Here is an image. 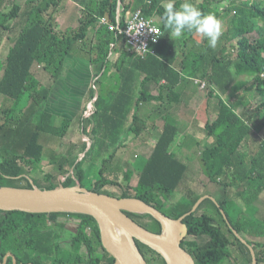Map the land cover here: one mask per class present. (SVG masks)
<instances>
[{
    "label": "trees",
    "instance_id": "trees-1",
    "mask_svg": "<svg viewBox=\"0 0 264 264\" xmlns=\"http://www.w3.org/2000/svg\"><path fill=\"white\" fill-rule=\"evenodd\" d=\"M63 1L30 0L24 12L18 6L9 13L0 11V45L7 32L14 31L10 24L18 17L25 19L24 28L9 38L12 48L8 59L4 63L0 61V72H3L0 95L5 100L0 108L3 116L0 119V186L32 188L34 184L41 190H54L60 185L59 178H66L64 187H76L77 182L83 187L89 164L101 163V179L91 191L141 199L173 219L191 212L202 197L213 198L205 199L184 220L189 236L182 246L196 264H254L252 249L257 264H264V216H259L257 206L264 191V0H190L204 14H214L222 26L227 14L234 13L240 18L239 24L233 19L234 24L225 34L228 41L236 42L235 56L220 46L223 34L215 47L209 46L207 38L199 43L196 40L199 33L195 31H185L178 38L172 36L163 19L168 0H73L86 9L82 11L79 27L56 31L54 17ZM223 1H229V7L222 11L216 8V3ZM183 2L174 0L176 8ZM138 10L154 17L163 30L159 44L154 46L156 54L140 58L122 48L119 61H125V67L120 62L117 70L124 84L105 96L103 73L109 67L111 45L119 41L124 44V41L100 22L107 19L116 24L119 17L124 23L128 12ZM98 29L100 34L87 41ZM77 52L97 70L90 93L91 100L97 96L95 111L90 118H84V92L66 94L67 108L59 119L54 110L57 100L54 88L65 79H75L65 74L68 59ZM35 66L50 76V84L37 81L33 74ZM82 72L84 81L74 80L71 86L87 88L89 80ZM138 72H143L147 81L166 82L158 97L145 90L137 96L139 86L131 85V78L135 80ZM189 79L214 86L223 106L220 119L205 126L206 135L213 142L203 146L199 162L211 188L207 190L203 184L202 192L197 189L199 184L194 188L184 184L189 168L177 158L175 146L185 127L168 119L178 108L171 110L173 92ZM152 102L157 104L154 113L167 110V116L163 115L165 125L150 157L143 163L139 161L136 168L128 169L125 174L126 181L131 183L137 173V185L125 187L118 177L107 178L105 171L120 156L123 132H132L138 137L145 133L147 123L140 119L144 109L141 104ZM74 122L83 125L84 135L92 141L91 147L85 152L88 145L84 141L74 154L59 160L54 153L49 154L44 140L51 136L60 142ZM81 154L85 156L79 161ZM45 157L57 167V172L45 173L40 169ZM35 170L43 175L39 180L32 176ZM107 186L118 190V195L105 192L103 189ZM127 214L146 229L161 233L162 226L153 217ZM70 222L78 228L71 246L65 247L63 233ZM0 241V264L9 254L16 257V264H116L103 248L98 223L85 214L1 212ZM137 245L148 263V253H152L158 264H166L149 247L139 241ZM7 264H14L12 257H8Z\"/></svg>",
    "mask_w": 264,
    "mask_h": 264
},
{
    "label": "crops",
    "instance_id": "crops-1",
    "mask_svg": "<svg viewBox=\"0 0 264 264\" xmlns=\"http://www.w3.org/2000/svg\"><path fill=\"white\" fill-rule=\"evenodd\" d=\"M9 5L11 8L18 6L25 11V7L27 4H24L23 2H19L17 0H0V11L1 7L3 5ZM12 10V9H11ZM85 7L79 5L78 3L74 2L73 0H64L60 7L58 8L56 15H55V21L57 23V27L62 30L66 31L68 29H77L81 23V19L83 18L82 11H85ZM5 12V11H4ZM10 12V10H9ZM7 12V13H9ZM25 19L22 17H18V19L14 20L12 24H10L11 28L14 29L13 32H7V35L4 36L2 44L0 45V50L5 43L6 45L10 44L9 38L10 36H13L17 34V32L21 31L25 26ZM100 32V29H98L95 34H90L87 39H92L94 36L97 37ZM206 39V38H203ZM196 40L201 43L202 40L198 39V35L196 36ZM11 45V44H10ZM115 50L112 51L111 56H109L108 61L109 67L105 70L103 73V92L105 96L111 95L115 93L118 89H120L121 83L124 84V80L120 79V72L117 70L118 64H120L121 61H119L122 58V48H125L126 46L123 44V42L119 41L118 43L114 44ZM12 48V47H11ZM11 48H9V54L11 52ZM131 67H133V63L130 62ZM125 61L121 62L122 67H125ZM76 71H80L81 75L83 76L84 71L87 75V78L89 80V85L87 86H81V89L77 88L76 86H56V90L54 91L56 101H55V112L57 113L56 116L61 119L60 116L64 114V110L67 108V100L65 99L66 94H76V93H83L84 97L82 99V109L84 102L87 99V96H90L91 93V83L94 81V76L96 75V67L92 66V64H88L86 60L82 59L80 54L75 53L74 56L70 57L66 64V74L65 75H73L76 79L75 81H81L84 79H80L76 75ZM3 72H0V75L2 77ZM33 74L36 79L40 81L42 77L43 80L46 78V75H48L46 72H44L39 66H35L33 69ZM107 74V75H106ZM107 76V77H106ZM0 77V79H1ZM48 83H51L50 76H47ZM146 75L143 74V72H138V77L135 78V80H132L131 78V85L139 86V90H137V96L139 95L141 90H145L149 92L152 96L158 97L160 93V89L162 86L166 84L165 81H162L161 84H157L156 82L147 81L145 80ZM43 80L39 83L44 84ZM143 80L144 83H143ZM46 82V81H45ZM80 83V82H77ZM44 84V85H46ZM86 88V89H85ZM60 95V99L58 97ZM218 91L214 86L210 85L209 90H204L200 88L195 83V79H189L188 83H185L184 85H181L177 88L176 91L173 92L171 101L173 103L171 110H173V107L177 108V112L173 111L172 117H169L170 122H175L177 124L183 123L185 127V132L180 136L177 145L175 146V151L177 152V158L183 162L187 167L189 168L188 173L185 177L184 183H189L190 188H194L197 186L198 183H195V179L198 181L200 178H195L197 174L202 173L203 170L201 168L199 157L201 155L203 146L207 143L213 142L212 138H209L206 135L205 132V126L207 123H214L218 121L221 117L222 113V105L220 101L218 100ZM54 96V95H53ZM143 104V103H142ZM141 107H144L140 114V119L143 122L147 123V128L145 133H143L141 136H136L132 132H123L121 135V139L123 140V149L120 153V156L116 159L115 163L112 165L113 167L124 165L126 164L128 169L133 170L136 168L139 164L140 156H144V158H149L152 154L155 145L157 144L158 140L160 139V136L162 134L165 122L163 120V115L167 116V110L161 114L159 112L154 113L156 110V102L152 103H146L145 105H142ZM170 106V105H169ZM170 109V107H169ZM60 115V116H59ZM60 120H57V123H59ZM80 126L81 123L74 122L72 123L68 134L64 139H62L60 142L57 143V146H55L54 155L57 159L61 160V158L68 157L70 154H74L76 152V149L80 147V144L77 143L76 138L78 135H80ZM82 129V126H81ZM84 138V136H83ZM49 154L52 153V148L48 147ZM84 154L80 155V160L82 159V156ZM43 164L53 167L49 163L48 157H45ZM127 169V170H128ZM57 172V171H55ZM127 172V171H126ZM126 174V173H125ZM110 176L118 177L117 173H110ZM138 177V174L135 175ZM192 176V178H191ZM136 181V185H137ZM124 185V183H122ZM135 185V186H136ZM155 233V232H154Z\"/></svg>",
    "mask_w": 264,
    "mask_h": 264
},
{
    "label": "water",
    "instance_id": "water-1",
    "mask_svg": "<svg viewBox=\"0 0 264 264\" xmlns=\"http://www.w3.org/2000/svg\"><path fill=\"white\" fill-rule=\"evenodd\" d=\"M207 198L212 197H202L191 212L180 219H173L141 199L100 194L86 190L80 184L66 188L60 183L54 190H41L34 184L32 188L0 186V213L69 212L89 215L98 223L103 248L116 260V264H148L137 245L138 241L159 254L166 264H172V260L176 264H196L193 256L182 246L189 236V228L184 220L194 214ZM127 212L153 217L161 224L162 232L157 234L146 229ZM234 233L247 244L236 231ZM252 254L254 264H257L253 249ZM8 257H12L16 264L13 254H9L3 264H7Z\"/></svg>",
    "mask_w": 264,
    "mask_h": 264
},
{
    "label": "rangeland",
    "instance_id": "rangeland-1",
    "mask_svg": "<svg viewBox=\"0 0 264 264\" xmlns=\"http://www.w3.org/2000/svg\"><path fill=\"white\" fill-rule=\"evenodd\" d=\"M257 1H261V0H257ZM229 7V1H223L222 3H216V8H218V9H220V10H225V9H227ZM12 8L9 6V5H3L2 7H1V10L2 11H5L6 13L7 12H9V10H11ZM233 19H235V22H238L237 24H239L240 23V18L235 14L234 15V13H231V14H227L226 15V17H225V22L223 23V26H222V34H223V37H222V42L220 43V46L221 47H226L227 48V50H228V52L232 55V56H235L236 55V52H237V50H236V47H234V46H236V42L235 41H228L226 38H225V34H227V31H228V29L232 26V24H234L233 23ZM59 31L60 29L58 28V27H56V31ZM60 31H62V30H60ZM203 38H205V37H203L201 34H198V39L199 40H202V42H204V40L205 39H203ZM90 39H87V41H89ZM9 48H11V45L10 44H8V45H6L5 43H3V45H2V47H1V50H0V61L1 62H6V60L8 59V57H9ZM115 50V49H114ZM76 75H77V77H79L80 79H82V76H79V75H81V73H80V71H76ZM47 76L48 75H46V78L43 80V78L45 77V75H44V77H42L41 79H40V81L37 79V81L38 82H41L42 80H43V83L44 84H46V83H48V78H47ZM0 77H1V75H0ZM76 79V78H75ZM46 81V82H45ZM72 82L74 83V80H73V78H68V79H65L64 80V82L63 83H61V84H57L56 86H71V84H72ZM81 82H83V80H81ZM95 82V79H94V81L91 83V86H93V83ZM76 84H78V86H81V84H79V83H76ZM56 88V87H55ZM54 88V91L56 90ZM79 89H81V87H79ZM81 93V92H80ZM55 94V93H54ZM58 97H59V99H60V95H58ZM75 99H77V96H75ZM86 101L84 102V105H83V108H84V110H83V113L85 112V108H86V106H88L90 103H91V97L89 96H87V99H85ZM4 98L0 95V108H2V106H3V104H4ZM3 116L2 115H0V119L2 118ZM81 126H82V129H81ZM81 126H80V130H81V132H80V135H78L77 136V138H76V141H77V143L78 144H81L82 142H84L85 140H84V138H83V136H84V130H83V125L81 124ZM88 137V136H87ZM46 137H44V139H45ZM50 138V139H49ZM47 137V141L46 140H44L45 141V144L47 145V147H49V148H52V153H54V151H55V146H57V143H58V140L55 138V137ZM89 138V137H88ZM90 139V138H89ZM49 140H51V141H49ZM90 142L92 143V141H91V139H90ZM256 145V141L254 142V144H253V147ZM89 149H90V147H89ZM88 150H86L85 152H87ZM145 158H144V156L142 155V156H140V159H139V161H140V163H143V160H144ZM144 165V164H143ZM201 165V164H200ZM54 167V166H53ZM90 167V168H89ZM89 167H87L88 168V170H89V173H88V176H87V178L82 182V185H83V188L84 189H86V190H92L93 189V186L95 185V183L98 181V180H100L101 179V176H100V170L102 169V165H101V163H98L97 165H95L94 164V166H93V164H89ZM128 167L129 166H127L126 164H124V165H119V166H109L107 169H106V171H105V175H106V177L107 178H112L113 180H115L116 179V177H114V175L113 176H110L109 174L110 173H117V175H118V179H119V181L121 182V183H124V186L126 187V186H135L136 185V181L138 180V177H136V176H134L133 178H132V182L131 183H128L127 181H126V178H125V173H126V171H127V169H128ZM202 168V167H201ZM40 169L42 170V171H44L45 173H55V171H57L58 169H57V167L55 166L54 168H52L51 169V166H49V164H47V165H45V164H43L42 165V168H41V166H40ZM32 176L34 177V178H36L37 180H39L40 178H42V173H39V171H37V170H35L34 171V173H32ZM191 178H192V176H191ZM195 178H200V180L198 181L197 179H195ZM60 179V178H59ZM194 179L196 180L195 181V183H198L199 184V186H200V188H198L197 186V189H198V191L199 192H202V190H201V187H203L202 185L203 184H205L206 186H207V190L208 189H210L211 187H210V185H211V183L209 182V180H208V178H206L202 173H200V174H197L196 176H194ZM33 181L32 180H30V184L32 185L33 183H32ZM78 184H80L81 185V183H79V182H77V186H78ZM185 184V186L186 187H189V183H184ZM197 184V185H198ZM105 192H108V193H110V194H112V195H115V196H117L118 194V190H114V189H112V188H110V187H106L105 189H103ZM248 190V188H246V191ZM250 190H252V188H250ZM179 197V194H177V198ZM260 200L258 201V203H257V206H258V208H259V210H260V212H259V216L260 217H263L264 216V191L262 192V194L260 195V198H259ZM173 201H176V196L175 197H173V199H172ZM77 228H78V225L76 224V223H73V222H70V224H69V227L64 231V233H63V239H62V245H64L65 247H70L71 246V241H72V239H73V237H74V235L76 234V230H77ZM162 230V229H161ZM162 232V231H161ZM206 240V239H205ZM148 258H149V260H150V263H148V264H158V262L156 261L157 260V258L152 254V253H148Z\"/></svg>",
    "mask_w": 264,
    "mask_h": 264
},
{
    "label": "built area",
    "instance_id": "built-area-1",
    "mask_svg": "<svg viewBox=\"0 0 264 264\" xmlns=\"http://www.w3.org/2000/svg\"><path fill=\"white\" fill-rule=\"evenodd\" d=\"M27 4L30 0H17ZM107 19H103L100 24L108 25L112 32H116L118 36L123 38L124 44L129 52L136 57L145 58L147 55H155L154 46L158 45L163 35V30L154 17H147L142 10L136 12H128L125 22L122 23L118 17L117 23H109ZM115 49V45H111V53ZM110 53V56H111ZM195 83L204 90H209L210 85L206 81L195 80ZM97 100H91V103L86 106L83 117L90 118L95 111L94 103ZM84 140L91 147L90 139L84 135ZM85 154L82 156V158ZM60 183H64L66 178H60Z\"/></svg>",
    "mask_w": 264,
    "mask_h": 264
},
{
    "label": "clouds",
    "instance_id": "clouds-1",
    "mask_svg": "<svg viewBox=\"0 0 264 264\" xmlns=\"http://www.w3.org/2000/svg\"><path fill=\"white\" fill-rule=\"evenodd\" d=\"M164 23L172 36L181 37L185 31H195L207 38L210 47H215L222 35V22L214 14H204L190 0H184L176 8L174 0L164 5Z\"/></svg>",
    "mask_w": 264,
    "mask_h": 264
},
{
    "label": "bare ground",
    "instance_id": "bare-ground-1",
    "mask_svg": "<svg viewBox=\"0 0 264 264\" xmlns=\"http://www.w3.org/2000/svg\"><path fill=\"white\" fill-rule=\"evenodd\" d=\"M172 264H176V263L172 260Z\"/></svg>",
    "mask_w": 264,
    "mask_h": 264
}]
</instances>
